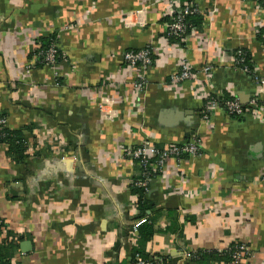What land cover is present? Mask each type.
Wrapping results in <instances>:
<instances>
[{"label": "crops", "instance_id": "obj_1", "mask_svg": "<svg viewBox=\"0 0 264 264\" xmlns=\"http://www.w3.org/2000/svg\"><path fill=\"white\" fill-rule=\"evenodd\" d=\"M168 1L0 0V113L27 146L19 163L0 146V219L21 237L13 264H130L139 214L130 187L140 172L124 150L146 140L181 146L194 136L198 156L171 158L148 179L155 233L145 254L188 264L193 253L243 243L241 264H264V121L222 108L212 127L201 121L211 88L243 106L255 96L253 77L232 63L236 51L247 50L264 78L255 3H202L216 13L183 50L164 41ZM54 33L61 61L36 66L28 60L36 41ZM150 45L158 60L137 97L124 56ZM183 55L195 73L211 65L210 79L174 85Z\"/></svg>", "mask_w": 264, "mask_h": 264}, {"label": "built area", "instance_id": "obj_2", "mask_svg": "<svg viewBox=\"0 0 264 264\" xmlns=\"http://www.w3.org/2000/svg\"><path fill=\"white\" fill-rule=\"evenodd\" d=\"M211 2V0H191V2H183L181 0H169L168 7L164 8V13L168 16H173L176 14L175 19L169 25H166V28L170 35L180 37L184 35L187 26L185 24V17L193 14H202L207 13L206 21H211L216 13V8L211 7V9L203 10L202 3ZM262 1V2H261ZM257 15L259 16V30L258 34L264 30V0H254ZM173 5V7H172ZM65 31L73 30V27H65ZM194 30L192 31V33ZM191 33V34H192ZM190 35H186L185 39L188 43ZM167 43V40L164 39ZM180 47L179 45H176ZM181 49H185L184 47H180ZM182 50V51H183ZM158 53V47L149 46L143 50L138 51H129L125 54L124 59L128 68L135 70L136 72V80L134 82V89L137 97H141L142 93L146 89L147 80H146V72L149 67L154 65L158 59H154V55ZM57 55H58V46H53L50 50H48L45 54L44 63L45 66L50 67L51 69H55L57 65ZM244 59L233 60V65L242 64ZM31 63V62H30ZM34 63V62H33ZM27 73H30L31 64H28ZM238 69V68H237ZM212 70V66L206 64L203 68L202 73H195L193 70L192 63L189 61L187 56H182L178 60V70L172 76V83L174 85H181L183 83L189 82L191 84L197 83L200 76H203L205 81L210 79V72ZM240 71L244 73H250V69L246 66L239 68ZM253 79L256 86L255 96L252 97L249 104L247 106H243L237 99H233L226 103V114L228 116H242L245 114L250 115L251 117L257 118L261 121H264V107L260 105L261 95L264 94V78L260 77L258 70L255 68L253 70ZM207 83V82H206ZM211 92L214 93V89L211 88L207 94H204L203 99L207 102L204 111L201 114V121L203 124L211 125V117L212 114L219 108V105L216 101H212ZM234 96V94H233ZM135 104L133 105V109L135 111ZM103 106L100 105V108ZM137 112V109H136ZM207 126V127H209ZM7 127L6 119L0 118V132ZM202 145V140L199 137H193L188 143L178 146V145H169L164 148H158L153 145L150 141L146 140L142 145L125 149L124 154L129 156L135 163L139 165L142 175L144 179L142 181L133 182L138 187L145 188L148 190V176L150 174L149 171L155 173L157 171H162L168 160L171 158L181 159L184 156H198L200 154ZM154 164H151V162ZM134 213L137 215L138 208L137 203L133 209ZM148 222L147 218L136 219L133 224L131 236L135 238L137 236L139 228ZM249 256V248L245 244H239L235 247V250L232 252V261L229 264H241L245 258ZM134 264H152L149 261H145L141 257H137L136 262Z\"/></svg>", "mask_w": 264, "mask_h": 264}, {"label": "trees", "instance_id": "obj_3", "mask_svg": "<svg viewBox=\"0 0 264 264\" xmlns=\"http://www.w3.org/2000/svg\"><path fill=\"white\" fill-rule=\"evenodd\" d=\"M183 2H191V0H181ZM254 1V0H252ZM262 2V1H261ZM264 5V3H262ZM176 14L173 16L165 17L162 20L163 24L169 25L173 22L175 19ZM206 17L207 13L202 14H193L188 15L185 17V24L187 26V29L184 33V35L177 37L170 35L168 30L163 35L165 39L167 40V44L170 45H179L180 47H185L187 45V41L185 39L186 35H190L193 30L202 31L204 27L206 26ZM259 40L264 43V30H262L258 34ZM58 35L56 33L54 34H48L46 36H43L39 38L36 41L37 48L28 56V60L31 62L36 63V66H45L44 58L45 54L48 50H50L53 46H57L58 41ZM62 53L58 48V55H57V64L61 61ZM154 59H156V56H153ZM244 59V62L242 64H235L236 68H242L244 66L248 67L250 69V75L253 77V70L255 69V64L253 63V60L251 58L250 53L247 50H238L235 52V60L238 59ZM29 61V62H30ZM212 101H216L219 105V108H222L227 112L226 110V103L229 101H232L233 99H236L235 96L232 95L230 92H222L221 94H211ZM206 101L204 100L203 103V109L204 111L206 107ZM260 105H262V102H260ZM201 112V114H202ZM230 117L233 118H239L238 116L232 115ZM0 118H5L6 115L4 113H0ZM25 137L23 135L22 130L18 131H11L9 128L5 127L0 132V146H4L6 148V153L8 157H10L15 162H22L24 158L26 157L25 152L27 149L26 143H25ZM158 148H164L161 146H157ZM137 164V162H136ZM151 164H154L152 161ZM139 168L140 175L136 178L134 182L142 181L144 179V176L142 175L141 169L139 165L137 164ZM150 174L148 176V179L152 176H154L157 172L153 173L149 171ZM130 191L132 195H135L137 197V208H138V216L137 219L140 218H147L148 222L144 225H142L139 228L138 231V240L136 244L132 248V260L130 264H134L136 262L137 257L143 258L145 261H149L152 264H161L160 261H156L154 258H152L149 255L145 254L144 247L145 245L150 242V240L153 238L155 230L153 227V218L149 215H147V211H152L153 206L149 203L147 200L146 192L147 190L142 187H138L135 184L131 185ZM21 241V237L17 236L15 233L10 231L7 228V225L5 221L0 219V264H13V260L15 256L17 255L19 251V242ZM239 244H233L231 247L222 253L217 251H210V252H197L193 253L192 258L188 261V264H229L232 261V252L235 250V247ZM165 264V260H164ZM170 264V263H169Z\"/></svg>", "mask_w": 264, "mask_h": 264}]
</instances>
